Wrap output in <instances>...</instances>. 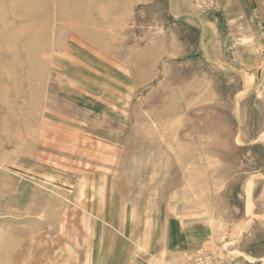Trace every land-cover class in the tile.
I'll list each match as a JSON object with an SVG mask.
<instances>
[{
  "label": "rangeland",
  "instance_id": "374dc122",
  "mask_svg": "<svg viewBox=\"0 0 264 264\" xmlns=\"http://www.w3.org/2000/svg\"><path fill=\"white\" fill-rule=\"evenodd\" d=\"M83 170L205 211L187 264H264V0H0L1 184Z\"/></svg>",
  "mask_w": 264,
  "mask_h": 264
},
{
  "label": "crops",
  "instance_id": "0c3cea01",
  "mask_svg": "<svg viewBox=\"0 0 264 264\" xmlns=\"http://www.w3.org/2000/svg\"><path fill=\"white\" fill-rule=\"evenodd\" d=\"M210 28L222 30L208 22L202 32ZM25 167L30 170L29 161ZM82 172L69 190L55 184L51 191L24 173L0 181V263L187 264L209 241L205 211L152 206L113 188L108 174ZM64 192L67 214L59 198Z\"/></svg>",
  "mask_w": 264,
  "mask_h": 264
},
{
  "label": "built area",
  "instance_id": "2783aa9c",
  "mask_svg": "<svg viewBox=\"0 0 264 264\" xmlns=\"http://www.w3.org/2000/svg\"><path fill=\"white\" fill-rule=\"evenodd\" d=\"M201 258H202V255L198 258V260L201 259Z\"/></svg>",
  "mask_w": 264,
  "mask_h": 264
},
{
  "label": "bare ground",
  "instance_id": "6f19581e",
  "mask_svg": "<svg viewBox=\"0 0 264 264\" xmlns=\"http://www.w3.org/2000/svg\"><path fill=\"white\" fill-rule=\"evenodd\" d=\"M30 198V197H29ZM39 198H40V196H39ZM28 201V200H27ZM41 211V210H40ZM40 211H39V213H40Z\"/></svg>",
  "mask_w": 264,
  "mask_h": 264
}]
</instances>
